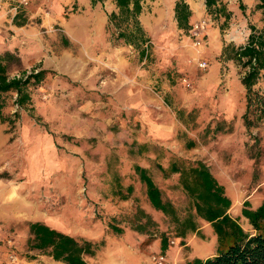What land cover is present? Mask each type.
Segmentation results:
<instances>
[{
	"label": "rangeland",
	"instance_id": "1",
	"mask_svg": "<svg viewBox=\"0 0 264 264\" xmlns=\"http://www.w3.org/2000/svg\"><path fill=\"white\" fill-rule=\"evenodd\" d=\"M174 1L141 0L144 39L129 40L106 27L116 11L112 0H30L15 12L16 0L1 3L8 75L46 72L27 86L32 110L17 108L11 121L14 93L3 94L0 264H65L28 248L31 220L90 240L88 264H155L157 255L162 264H179L214 252L215 234L195 214L171 161L206 164L230 199L227 212L253 231L239 208L243 199L251 207L264 200V119L244 127L242 68L219 52L244 41L249 23L264 28V15L257 0H219L231 12L219 29L223 17L207 13L203 0H184L191 15L181 29ZM198 20L204 22L195 36L190 28ZM255 87L264 92V76ZM134 163L146 168L177 219L148 203ZM138 207L150 218L143 231L133 228L145 218ZM188 213L196 229L178 236Z\"/></svg>",
	"mask_w": 264,
	"mask_h": 264
},
{
	"label": "trees",
	"instance_id": "2",
	"mask_svg": "<svg viewBox=\"0 0 264 264\" xmlns=\"http://www.w3.org/2000/svg\"><path fill=\"white\" fill-rule=\"evenodd\" d=\"M97 0H89L94 4ZM116 11H110L106 16V27L115 26L116 38L121 37L129 40L130 37L143 36L137 15L141 9V0H112ZM204 9L215 17L222 16L218 24L219 29L227 22L230 10L219 0H203ZM238 6L243 7L239 2ZM255 8L260 9L264 15V0H257ZM173 17L176 26L181 29L188 28L191 11L184 0H175L172 6ZM144 50L141 49L140 53ZM7 51L0 54V115L4 105L6 92H13V102L16 109L12 111L9 121L17 118V108L32 110L30 95L27 86L43 79L46 70L44 68L32 69L29 72L22 71L20 74L8 75L5 56ZM219 56L232 59L235 64L242 68L239 82L244 89V110L241 114L242 123L245 128L256 125L258 120L264 119V92L255 87V83L264 76V28L248 24V33L244 41L234 44L224 43ZM30 116L31 112L28 113ZM170 170L178 172L180 183L191 197L190 205L197 216L208 222L215 234V251L205 257L192 256L179 264H264V200L256 206L251 207L247 199L242 200L239 208L240 215L244 216L253 231L249 232L242 228L236 217H232L227 208L230 204L229 197L224 193L223 186L210 173L206 164L195 160L193 164L186 167L178 166L174 161L170 163ZM133 171L138 180L144 185V193L148 203L157 210L177 219L175 208L171 202L162 199L159 187L154 183L146 168L134 163ZM129 187V186H128ZM137 216H144V221L137 217L133 228L143 231L146 222L150 220L140 207ZM192 213L184 217L187 222L177 231L178 236H183L185 229L194 231L195 224L192 221ZM114 231H121V227L111 224ZM28 236L26 243L28 248L44 250L51 258L60 260L65 264H88L83 258L84 253H93L90 240L74 236L49 226L40 220L27 222ZM166 247V237L159 238V248Z\"/></svg>",
	"mask_w": 264,
	"mask_h": 264
},
{
	"label": "built area",
	"instance_id": "3",
	"mask_svg": "<svg viewBox=\"0 0 264 264\" xmlns=\"http://www.w3.org/2000/svg\"><path fill=\"white\" fill-rule=\"evenodd\" d=\"M3 1H4V0H0V5H1V3H2ZM29 1H30V0H16V3L13 4V6H12L11 8H12L13 11L15 12V9H16L17 7H19V6L24 7L25 5L28 4ZM203 22H204L203 20H198V21L194 22V23L191 25V28H190L191 33L195 34V36H198V34H199L201 28L203 27ZM197 42H199L198 39H196V43H197ZM199 65L203 67V66L205 65V62L202 61V62L199 63ZM8 257L10 258L11 261L14 260V258H15V256H14L13 253H9V254H8ZM152 258H153V262H154L155 264H162V262H163V256H162V255H157L156 257H152Z\"/></svg>",
	"mask_w": 264,
	"mask_h": 264
},
{
	"label": "crops",
	"instance_id": "4",
	"mask_svg": "<svg viewBox=\"0 0 264 264\" xmlns=\"http://www.w3.org/2000/svg\"><path fill=\"white\" fill-rule=\"evenodd\" d=\"M212 237V236H211ZM210 237V238H211ZM212 239H213V237H212ZM213 253V251H209V252H207L206 254H204L202 257H205V256H207V255H210V254H212ZM183 262V261H182Z\"/></svg>",
	"mask_w": 264,
	"mask_h": 264
}]
</instances>
